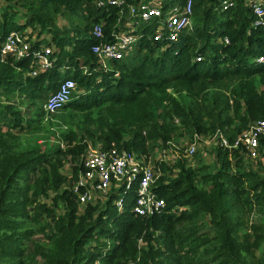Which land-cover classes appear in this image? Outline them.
<instances>
[{
	"label": "trees",
	"instance_id": "trees-1",
	"mask_svg": "<svg viewBox=\"0 0 264 264\" xmlns=\"http://www.w3.org/2000/svg\"><path fill=\"white\" fill-rule=\"evenodd\" d=\"M6 1L0 48L11 32L27 34L31 48L21 58H0V264H264V177L245 168L239 148L215 144L210 166L199 151L185 157L181 146L217 128L231 142L264 118V62H256L264 56V18L253 25L246 0L226 8L222 0H191L192 25L176 41L153 40L156 21L139 22L130 53L107 60L111 69L104 70L90 50L92 26L102 23L111 40L112 30H127V6L140 0L108 10L94 0ZM156 1L165 16L187 0ZM62 12L84 24L63 35L54 24ZM34 30L37 37L49 33L46 43L55 45L47 69L32 55L44 41L32 40ZM66 78L79 93L58 110L60 121L46 127L39 102ZM222 85L230 89L227 99L210 91ZM201 101L210 107H199ZM26 103L36 106L33 113ZM48 136H56L52 144L40 143ZM168 142L175 157L152 160ZM113 146L151 159L162 212L134 214L135 186L110 191L104 203L88 202L79 212L68 187L86 150ZM261 156L264 170V146ZM114 199H121V210ZM250 213L256 217L243 231ZM37 234L42 239H33Z\"/></svg>",
	"mask_w": 264,
	"mask_h": 264
},
{
	"label": "built area",
	"instance_id": "built-area-1",
	"mask_svg": "<svg viewBox=\"0 0 264 264\" xmlns=\"http://www.w3.org/2000/svg\"><path fill=\"white\" fill-rule=\"evenodd\" d=\"M234 0H222L223 8L231 5ZM156 2V3H154ZM129 3L127 0H94L95 7L108 10L110 7H119ZM127 6L129 15L132 17L127 30H112V39H106L102 23H96L91 29V38L95 41L90 50L101 62L102 69L110 70L107 60H120L132 50L139 35L132 34L135 24L149 20L156 21L153 40L176 41L183 30L192 25L193 6L192 1L187 0L182 6L176 5L162 16L161 6L156 0L130 3ZM136 4V5H134ZM253 15L256 17L253 25H257L264 18V1L254 0L248 3ZM158 19V20H157ZM131 28V29H130ZM20 32L9 33L0 48V58L9 54L15 58L26 55L31 48V42ZM225 42H228L225 39ZM53 49L50 45H42L32 51L39 68L47 69L51 66L50 55ZM256 62H264V56H259ZM35 72H33L34 74ZM76 83L66 78L62 80L55 91L51 92L43 104L45 114H52L61 109L72 97ZM203 137L204 140L219 144L220 146L233 149H241L247 160L260 156L264 146V118L253 121L249 126L238 134L231 142L219 128L211 136L194 135L193 139L185 148V157L191 159L196 152V143ZM171 147L175 144L168 142V147L160 148L158 158L168 160ZM144 155L136 154L124 148L110 147L104 150L89 147L84 155L83 169L79 171L70 188L78 198L79 204L96 203L108 198L110 191H117L122 186L127 191L135 186L136 197L133 204V212L136 215L149 217L160 213L164 208V201L153 189L157 172L152 165L151 159L145 160ZM94 201V202H93ZM113 204L119 210L122 201L114 199Z\"/></svg>",
	"mask_w": 264,
	"mask_h": 264
},
{
	"label": "rangeland",
	"instance_id": "rangeland-1",
	"mask_svg": "<svg viewBox=\"0 0 264 264\" xmlns=\"http://www.w3.org/2000/svg\"><path fill=\"white\" fill-rule=\"evenodd\" d=\"M35 1H37V0H35ZM251 1H254V0H246V3L248 4ZM7 3L8 2L6 0H0V6H5ZM9 3L15 4L12 1L9 2ZM154 3H156V2H154ZM17 9H19L20 13L23 12V8L22 7L19 6V7H17ZM54 24H55V26L57 27V29L59 31L60 30L62 31V34L63 35H69V34L72 33V29H74V27L76 25H83L84 24V20L81 17H78V16L70 17L65 12H62L61 14H58L56 16V19L54 21ZM135 25H138V23L135 24ZM29 32H30V28H28L26 30V33H29ZM36 35H37V32H36V30H34L33 36H32V40H35L36 38L39 41L44 40L43 42H41L42 45H46L47 44L46 41H49L51 39V35L49 33L45 32V31L42 32V34L39 37H37ZM24 36L27 39V34H25ZM51 47H52L53 52H54L56 50L55 49V45L52 44ZM210 91H211V93H215L214 94L215 96H218V97H220L222 99H227V98L230 97V89L226 85H222V86H220L218 88H212V89H210ZM74 92L76 93V95H77V93H79V91H78L77 88L75 89ZM50 93L51 92H49L48 95ZM48 95H47V97H48ZM47 97L44 98L42 100V102H39V103H43L44 104V102L46 101ZM199 107H201V108H203V107L209 108L210 107V104L208 102H206V101H205V103H203V101H201L199 103ZM25 109L28 111L29 114H31L36 109V106L33 105V104L31 105V104H27L26 103ZM58 115H60V111H57V113H53V114H45V115H43L40 118V123L42 125H44V126L47 127V123L49 121L59 122L60 121V118L58 117ZM55 137L56 136H51V137L48 136L47 139H42V141H40V143L42 142L44 144H49L50 145V144H52L54 142ZM187 144H189V142L186 141V140H184L181 143V146H185L186 147ZM213 145H214L213 142H209L208 140H204L203 137L201 139H199L197 141V143H196V151H199V152L203 153L205 162L208 165H210V166L215 165L214 155H212L213 153L211 151H209L213 147ZM61 147H64V144L63 143H61ZM208 152H209V154H208ZM159 153H160V149H158L157 151H155V153H154V155H153V157L151 159L155 161V159H157ZM169 158L171 160L174 157L173 156H170ZM191 159H192V157H191ZM262 161H263V157L260 154V156H257L256 158H254L252 160L251 159L250 160L245 159L244 166H245L246 169L255 171L256 173H258V175L264 177V170L262 168ZM69 170H70V168H69V162H67V163H65L64 167H62V172L64 174H68L69 173ZM106 199H104L102 202L104 203V201ZM40 200H41L40 202L50 203V198L49 197L48 198L47 197H41ZM84 205L85 204H80V206H79V212H82V210L84 208L83 207ZM255 217H256V214L255 213H250V214H248V215H246L244 217V219H243L244 220V225L242 227V230L243 231H249V228H247V225H250V220L254 219ZM41 236H42L41 234H37V235L33 236V239H38V240L39 239H42ZM30 248H31V246H28L26 248V251H28ZM40 263H41V261L38 262V264H40Z\"/></svg>",
	"mask_w": 264,
	"mask_h": 264
},
{
	"label": "clouds",
	"instance_id": "clouds-1",
	"mask_svg": "<svg viewBox=\"0 0 264 264\" xmlns=\"http://www.w3.org/2000/svg\"><path fill=\"white\" fill-rule=\"evenodd\" d=\"M46 45H47V44H46ZM214 145H215V144H214ZM214 145H213V146H214Z\"/></svg>",
	"mask_w": 264,
	"mask_h": 264
}]
</instances>
